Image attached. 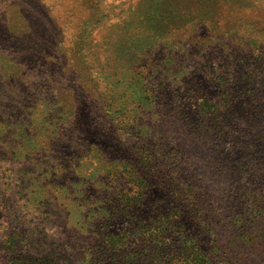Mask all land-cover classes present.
<instances>
[{"label": "rangeland", "instance_id": "374dc122", "mask_svg": "<svg viewBox=\"0 0 264 264\" xmlns=\"http://www.w3.org/2000/svg\"><path fill=\"white\" fill-rule=\"evenodd\" d=\"M182 234L264 264V0H0V264H182Z\"/></svg>", "mask_w": 264, "mask_h": 264}, {"label": "trees", "instance_id": "16d2710c", "mask_svg": "<svg viewBox=\"0 0 264 264\" xmlns=\"http://www.w3.org/2000/svg\"><path fill=\"white\" fill-rule=\"evenodd\" d=\"M146 238V237H144ZM148 238V237H147ZM188 241L189 239H187V236L182 234L181 237V245L180 248L181 249V262L182 264H201L203 263V257L200 255V253L198 252V250L188 247ZM186 247V249H185ZM184 249V250H183Z\"/></svg>", "mask_w": 264, "mask_h": 264}]
</instances>
